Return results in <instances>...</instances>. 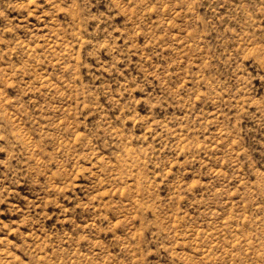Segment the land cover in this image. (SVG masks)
<instances>
[{"label": "rangeland", "instance_id": "374dc122", "mask_svg": "<svg viewBox=\"0 0 264 264\" xmlns=\"http://www.w3.org/2000/svg\"><path fill=\"white\" fill-rule=\"evenodd\" d=\"M0 264H264V0H0Z\"/></svg>", "mask_w": 264, "mask_h": 264}]
</instances>
